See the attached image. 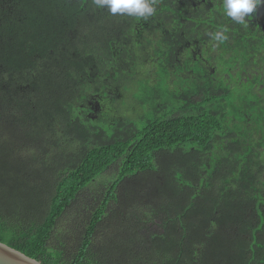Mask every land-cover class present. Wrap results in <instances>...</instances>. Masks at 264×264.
<instances>
[{
	"label": "trees",
	"instance_id": "1",
	"mask_svg": "<svg viewBox=\"0 0 264 264\" xmlns=\"http://www.w3.org/2000/svg\"><path fill=\"white\" fill-rule=\"evenodd\" d=\"M155 8L0 0V242L41 264H264V25L223 0ZM136 44L150 110L95 123L87 98Z\"/></svg>",
	"mask_w": 264,
	"mask_h": 264
},
{
	"label": "rangeland",
	"instance_id": "2",
	"mask_svg": "<svg viewBox=\"0 0 264 264\" xmlns=\"http://www.w3.org/2000/svg\"><path fill=\"white\" fill-rule=\"evenodd\" d=\"M250 15L253 22L264 23V10L261 6H257ZM130 48H132L131 56L127 62L123 63L125 58L115 60V63L120 64L117 66V70L122 72L114 75L116 72L114 68L113 78H104L103 80L105 85L103 92L89 96L85 102L84 109L95 123L110 124L114 120L122 118L135 120L144 111L151 108L147 102L141 101L139 98L140 94L145 96V88L139 87V81L148 79L151 85L154 83V58L143 48V45H131ZM198 48L192 47L194 53L198 52ZM114 177L112 166L80 194L77 203L88 204L93 195L99 192L104 185L113 181ZM131 183L124 184L121 187L122 190L130 188L131 186L128 185ZM60 223L65 227L69 226L71 216H64ZM152 229L157 230V227L152 226Z\"/></svg>",
	"mask_w": 264,
	"mask_h": 264
},
{
	"label": "clouds",
	"instance_id": "3",
	"mask_svg": "<svg viewBox=\"0 0 264 264\" xmlns=\"http://www.w3.org/2000/svg\"><path fill=\"white\" fill-rule=\"evenodd\" d=\"M97 8H107L112 15H122L147 20L155 14L156 0H92ZM264 0H223L224 14L239 24H246L245 17L254 12ZM216 41L223 42L227 36L223 31L212 35Z\"/></svg>",
	"mask_w": 264,
	"mask_h": 264
},
{
	"label": "water",
	"instance_id": "4",
	"mask_svg": "<svg viewBox=\"0 0 264 264\" xmlns=\"http://www.w3.org/2000/svg\"><path fill=\"white\" fill-rule=\"evenodd\" d=\"M0 264H41L16 249L0 242Z\"/></svg>",
	"mask_w": 264,
	"mask_h": 264
},
{
	"label": "flooded vegetation",
	"instance_id": "5",
	"mask_svg": "<svg viewBox=\"0 0 264 264\" xmlns=\"http://www.w3.org/2000/svg\"><path fill=\"white\" fill-rule=\"evenodd\" d=\"M258 6H261V8H263V10H264V4H261V5H258ZM257 21H255L254 23H256ZM258 23V22H257ZM260 25L261 26H263L264 25V23L262 22V23H260Z\"/></svg>",
	"mask_w": 264,
	"mask_h": 264
}]
</instances>
